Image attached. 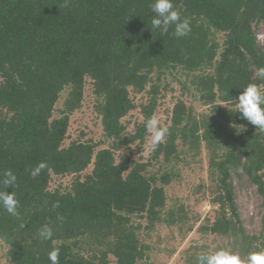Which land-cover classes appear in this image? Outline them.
I'll return each instance as SVG.
<instances>
[{
    "label": "trees",
    "instance_id": "16d2710c",
    "mask_svg": "<svg viewBox=\"0 0 264 264\" xmlns=\"http://www.w3.org/2000/svg\"><path fill=\"white\" fill-rule=\"evenodd\" d=\"M152 2L71 0L65 7L64 0H0V190H6L3 172L11 170L17 185L7 190L19 201L18 217L0 208L6 264H50L53 248L60 250L59 264H111V257L115 264H148L150 247L134 218L146 221L148 234L160 224H189L183 205L166 209L165 188L202 145L217 212L200 233L232 240V252L241 257L264 249V216L261 233L247 234L235 188V180L242 184L246 176L264 204V131L236 107L248 84L264 92V47L253 30L254 23L264 24V0H173L190 25L179 39L173 28L151 32ZM218 34L224 35L222 47ZM176 75L186 77L208 113L197 116L180 101L149 161L117 158L125 144L145 142L163 79ZM86 79L102 118L107 147L101 150L92 141L63 146ZM131 92L150 98L141 106L144 122L128 137L122 121L136 108ZM40 163L46 167L33 178L30 170ZM92 164V173L82 178ZM154 164L161 166L159 173L149 172ZM53 175L75 176L70 191H51ZM46 224L53 238L42 241L39 231ZM201 253L196 249L188 264H196Z\"/></svg>",
    "mask_w": 264,
    "mask_h": 264
},
{
    "label": "rangeland",
    "instance_id": "374dc122",
    "mask_svg": "<svg viewBox=\"0 0 264 264\" xmlns=\"http://www.w3.org/2000/svg\"><path fill=\"white\" fill-rule=\"evenodd\" d=\"M253 30L257 36L258 44L264 47V24L254 23ZM217 40L221 47L224 44V35L218 34ZM221 51V50H220ZM219 59V57L217 58ZM177 78L167 76L163 79L162 89L158 97V105L154 115L159 120V127L167 129L171 126L172 113L178 102H183L187 107L192 108L197 116L208 113L209 107H205L199 101L193 86L188 84L185 76ZM262 88H260L261 90ZM149 90V87H148ZM68 89L61 95L56 104L54 117L61 116L60 110L63 109L64 101L68 96ZM130 98L136 108L132 110L124 119L123 124L126 127V136L132 135L136 131V125L144 122L141 114V106L145 105L150 98L147 92L142 94L130 93ZM97 99L93 93V84L90 79H86L84 88V98L82 106L70 117V124L67 139L64 147H67L73 141H92L99 145L98 150L107 147L105 143L102 126V118L96 111ZM224 109L230 108L223 104ZM153 146L149 134L145 142L139 144H125L124 147L116 153L119 158L122 154H127L131 159L139 162L150 160ZM179 148L183 151L186 148ZM208 152L204 145L197 156L189 155L182 164L176 168L179 177L175 179L166 190L167 206L166 209L176 205H183L188 217L189 224L184 227H167L166 225H157L155 230L148 234L145 231L146 221L143 218H134L136 225H141V239L150 247L148 251V264H188V257L196 249L207 253L219 249L233 250V241L226 237L217 235H203L199 228L207 221H213L217 206L213 204V190L215 184L211 182L208 169ZM94 165L82 173L81 177L91 174ZM161 166L154 164L148 170L150 173H159ZM163 168L161 169V171ZM75 176L64 175L51 178L49 188L51 191L60 190L63 193L70 191ZM242 185V186H240ZM236 199L240 212V218L243 226L249 235H258L262 231V218L264 216L263 200L258 194L257 188L250 185L246 176H243L242 184L235 180ZM189 227H192L189 230ZM7 245L0 239V264L7 263ZM236 253V251L234 252ZM111 264H115V259L110 258Z\"/></svg>",
    "mask_w": 264,
    "mask_h": 264
},
{
    "label": "clouds",
    "instance_id": "9594fccd",
    "mask_svg": "<svg viewBox=\"0 0 264 264\" xmlns=\"http://www.w3.org/2000/svg\"><path fill=\"white\" fill-rule=\"evenodd\" d=\"M70 2L71 0H64V6L67 7ZM150 7L154 13L151 19V32L160 31L162 34H167L169 29L173 28V35L178 39L188 35L190 32L189 21L181 18L173 0H153ZM236 107L243 119L254 125L256 129L264 131V92L258 85L248 84L236 100ZM145 129L153 147L163 140L167 131L159 127V120L155 115L147 120ZM45 167V163L38 164L30 170V175L33 178L37 177ZM3 177L2 184L6 190H0V208L7 214L18 217L19 201L16 199L15 191L9 193L7 190L9 187L17 185V176L11 170H5ZM58 206L57 202L54 207ZM39 237L42 241L51 240L53 238L52 228L47 224L44 225L39 231ZM59 256L58 248L51 249L48 252L50 264H59ZM196 264H264V249H254L246 257H241L239 254L225 249L209 251L199 254Z\"/></svg>",
    "mask_w": 264,
    "mask_h": 264
}]
</instances>
